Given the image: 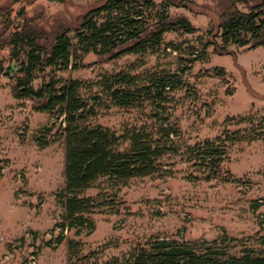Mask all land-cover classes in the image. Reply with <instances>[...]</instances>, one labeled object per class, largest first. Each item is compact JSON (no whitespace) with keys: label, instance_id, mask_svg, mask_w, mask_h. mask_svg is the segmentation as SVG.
<instances>
[{"label":"rangeland","instance_id":"374dc122","mask_svg":"<svg viewBox=\"0 0 264 264\" xmlns=\"http://www.w3.org/2000/svg\"><path fill=\"white\" fill-rule=\"evenodd\" d=\"M102 1L0 0V23L7 13L11 28L26 26L49 47L59 31L76 28L83 15ZM171 1L169 14L186 18L197 32L165 34L166 48L156 53L115 60L88 54L79 67L57 76L61 82L81 81L80 92L90 98L99 94L98 85L107 75L177 71L182 86L169 94L158 118L177 129L180 148L238 133L222 164L230 178L206 181L180 156H173L164 173L113 186L100 179L84 195H111L117 213L92 215L90 233L65 232L60 226L64 211L56 200L65 181L60 120L34 112L28 100L13 98L12 81L1 70L0 264H68L69 240L79 241L83 254L97 250L98 261L120 258L153 237L189 244L230 240L232 253L243 248L264 253L260 240L264 237V47L248 50L231 45L219 51L209 46L206 56H200V43L214 41L224 16L233 10L245 12L259 0ZM2 30L0 26V34ZM190 48L198 52L197 60L191 61ZM0 57L8 64L20 62L7 49L0 51ZM214 69H223V76H215ZM45 73L35 75L33 88L39 87ZM102 99L95 106L93 123L118 135L149 124V108H120ZM256 134L258 138L253 137ZM59 235L64 240L57 245Z\"/></svg>","mask_w":264,"mask_h":264},{"label":"trees","instance_id":"16d2710c","mask_svg":"<svg viewBox=\"0 0 264 264\" xmlns=\"http://www.w3.org/2000/svg\"><path fill=\"white\" fill-rule=\"evenodd\" d=\"M63 3L65 0H50ZM171 0H104L88 10L73 30L63 29L49 47L38 42L39 36L26 26L11 28L8 15L2 14L0 51L7 49L17 61L8 64L0 57V71L13 70L8 76L10 92L17 100H28L32 110L60 120L58 131L65 145L64 187L56 200L63 208L60 226L74 231L76 236L94 229L91 216L95 213L116 214L111 195L99 193L85 196L100 179L109 185L134 178L164 173L173 156L206 181H227L230 173L222 167L231 137H217L180 148L175 127L158 118L171 92L182 86L179 73L168 70L141 76L119 72L107 75L99 83L100 92L86 98L80 92L83 83L77 79L64 82L57 72L76 69L88 54L115 60L124 55L156 53L166 48L164 35L194 34L197 29L184 17H172ZM9 26V27H8ZM213 42H201L200 56L205 57L209 46L226 50L229 46L248 50L264 47V0L247 11L233 10L224 16L213 36ZM219 41L217 45L215 41ZM218 48V49H216ZM173 50H178L173 47ZM197 60L198 52L189 49ZM23 58V59H22ZM46 71L47 74L45 73ZM37 73H45L38 88L32 81ZM222 77L223 69H214ZM104 100L120 108H149V124L115 131L92 122L95 106ZM45 130H48L47 128ZM253 137H257V134ZM264 138V136H263ZM38 142V139H35ZM196 178V177H195ZM59 235L55 244L63 241ZM261 244L264 245V237ZM230 240L202 241L189 244L153 237L138 244L122 257L98 261V251L81 252L79 241H68V264H264V253L243 248L232 253Z\"/></svg>","mask_w":264,"mask_h":264},{"label":"water","instance_id":"95a60500","mask_svg":"<svg viewBox=\"0 0 264 264\" xmlns=\"http://www.w3.org/2000/svg\"><path fill=\"white\" fill-rule=\"evenodd\" d=\"M13 70L11 67H7L6 71L4 72V75L12 76Z\"/></svg>","mask_w":264,"mask_h":264}]
</instances>
